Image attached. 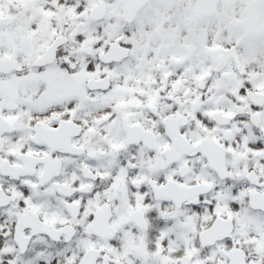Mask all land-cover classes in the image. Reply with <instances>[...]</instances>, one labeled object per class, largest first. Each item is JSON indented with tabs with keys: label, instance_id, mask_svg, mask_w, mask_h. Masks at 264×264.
Wrapping results in <instances>:
<instances>
[{
	"label": "snow or ice",
	"instance_id": "6c2138e0",
	"mask_svg": "<svg viewBox=\"0 0 264 264\" xmlns=\"http://www.w3.org/2000/svg\"><path fill=\"white\" fill-rule=\"evenodd\" d=\"M0 264H264V0H0Z\"/></svg>",
	"mask_w": 264,
	"mask_h": 264
}]
</instances>
